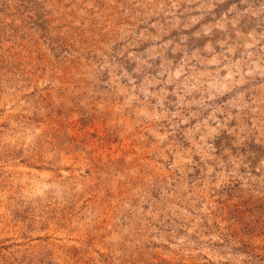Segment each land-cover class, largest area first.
Masks as SVG:
<instances>
[{"label":"rangeland","instance_id":"374dc122","mask_svg":"<svg viewBox=\"0 0 264 264\" xmlns=\"http://www.w3.org/2000/svg\"><path fill=\"white\" fill-rule=\"evenodd\" d=\"M0 264H264V0H0Z\"/></svg>","mask_w":264,"mask_h":264}]
</instances>
